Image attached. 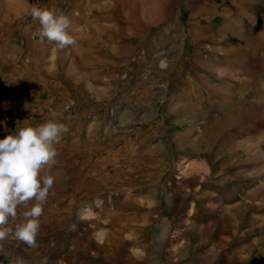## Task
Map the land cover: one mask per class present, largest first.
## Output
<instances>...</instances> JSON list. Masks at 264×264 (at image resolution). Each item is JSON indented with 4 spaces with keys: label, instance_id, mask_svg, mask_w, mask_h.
<instances>
[{
    "label": "rangeland",
    "instance_id": "1",
    "mask_svg": "<svg viewBox=\"0 0 264 264\" xmlns=\"http://www.w3.org/2000/svg\"><path fill=\"white\" fill-rule=\"evenodd\" d=\"M50 120L36 244L0 264H264V0H0V139Z\"/></svg>",
    "mask_w": 264,
    "mask_h": 264
},
{
    "label": "clouds",
    "instance_id": "2",
    "mask_svg": "<svg viewBox=\"0 0 264 264\" xmlns=\"http://www.w3.org/2000/svg\"><path fill=\"white\" fill-rule=\"evenodd\" d=\"M31 16L39 21L37 34L47 42H54L60 48L75 46L76 40L68 31L71 21L63 12L33 6ZM67 131L65 124L50 120L37 126L26 124L0 139V241L11 236L35 246L39 218L54 184L50 175L41 173L46 165L55 162L58 155L55 145ZM21 206L27 210L23 219L13 226L10 221L17 220ZM91 212L90 207L82 209L80 218L88 219Z\"/></svg>",
    "mask_w": 264,
    "mask_h": 264
},
{
    "label": "crops",
    "instance_id": "3",
    "mask_svg": "<svg viewBox=\"0 0 264 264\" xmlns=\"http://www.w3.org/2000/svg\"><path fill=\"white\" fill-rule=\"evenodd\" d=\"M210 90V89H209ZM202 93V92H201ZM203 94V93H202Z\"/></svg>",
    "mask_w": 264,
    "mask_h": 264
}]
</instances>
